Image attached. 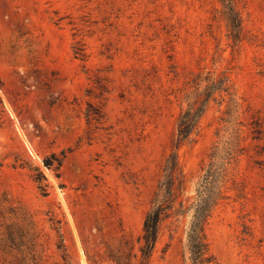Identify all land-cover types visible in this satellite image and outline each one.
Returning <instances> with one entry per match:
<instances>
[{
  "label": "rangeland",
  "instance_id": "1",
  "mask_svg": "<svg viewBox=\"0 0 264 264\" xmlns=\"http://www.w3.org/2000/svg\"><path fill=\"white\" fill-rule=\"evenodd\" d=\"M202 214L264 264V0H0V264H193Z\"/></svg>",
  "mask_w": 264,
  "mask_h": 264
},
{
  "label": "trees",
  "instance_id": "2",
  "mask_svg": "<svg viewBox=\"0 0 264 264\" xmlns=\"http://www.w3.org/2000/svg\"><path fill=\"white\" fill-rule=\"evenodd\" d=\"M196 117H192L190 113H185L180 120L178 130V143H185L194 127ZM45 166L48 169L58 171L63 166V160L57 159L55 155L45 160ZM37 174L34 178L39 190L45 194L47 191L46 179L44 175L36 170ZM165 217V210L161 207L152 210L147 216L144 224V234L142 237L143 247L141 248L142 256L148 258L152 255L159 236L160 224ZM189 246L193 264H213V259L209 256L208 245L203 231V214L195 218L189 235Z\"/></svg>",
  "mask_w": 264,
  "mask_h": 264
}]
</instances>
